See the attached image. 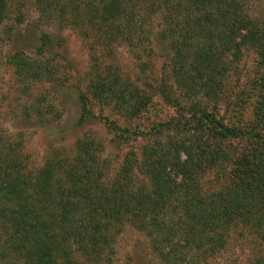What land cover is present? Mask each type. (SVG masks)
<instances>
[{
	"label": "trees",
	"instance_id": "obj_1",
	"mask_svg": "<svg viewBox=\"0 0 264 264\" xmlns=\"http://www.w3.org/2000/svg\"><path fill=\"white\" fill-rule=\"evenodd\" d=\"M27 5L40 23L85 41L91 77L88 93L79 92L80 120L99 118L123 149L111 177L102 145L88 134L73 154L51 152L31 170L22 140L0 132V264H110L127 223L163 264L205 263L240 223L262 227L264 237V19L248 0H0V27L12 12L22 21ZM154 24L170 59L149 90L98 56L143 45ZM39 40L43 52L50 36ZM247 49L256 74L240 91L251 116L239 122L225 114L233 106L224 102L225 81ZM8 60L24 79H55V66L23 50ZM40 98L24 109L26 120L54 112ZM90 101L108 112L96 114ZM166 106L172 113L157 118Z\"/></svg>",
	"mask_w": 264,
	"mask_h": 264
},
{
	"label": "rangeland",
	"instance_id": "obj_2",
	"mask_svg": "<svg viewBox=\"0 0 264 264\" xmlns=\"http://www.w3.org/2000/svg\"><path fill=\"white\" fill-rule=\"evenodd\" d=\"M248 5L254 15L264 19V0H248ZM23 10L22 21L18 22L16 12H12L0 27L1 134L22 140L21 156L31 170L41 166L51 152L73 154L75 141L86 134L91 135L103 147L101 156L106 158V175L111 177L119 167L123 147L118 149L115 146L112 134L99 118L80 120L79 92L88 93L87 82L91 77V58L85 41L71 28L40 23L38 13L31 5ZM159 29L160 26L154 24L152 33L148 34L143 45L118 44L110 56L98 57H102L104 64L116 68L123 78L150 90L169 70L170 50L167 42L160 38ZM42 32L49 34L52 44H48L43 52H38L36 47L41 45L39 37ZM22 50L39 62H49L55 66V79H24L17 75L8 59L14 52ZM237 67L235 73L225 81L224 102L233 103L225 114L241 122L251 116V103L246 96L240 97V91L249 87L250 80L256 74L254 52L244 50ZM170 83L174 90L173 81L170 80ZM42 95L46 99L44 102L41 100V105L51 104L54 112L44 114L41 120L32 113L30 120H26L24 109L36 103ZM175 95L177 92L174 91ZM224 102L219 107L223 108ZM90 105L96 114L108 112L102 111L92 101ZM171 113V107H163L157 118L163 119ZM204 182L207 188L215 186L213 174L206 175ZM262 230V227L249 223L234 226L228 230L224 247L216 250L205 263L199 259L198 264H264ZM147 240L142 231L129 223L124 224L111 243L114 252L110 264H163L150 249Z\"/></svg>",
	"mask_w": 264,
	"mask_h": 264
}]
</instances>
